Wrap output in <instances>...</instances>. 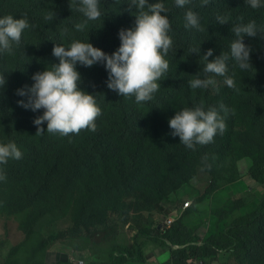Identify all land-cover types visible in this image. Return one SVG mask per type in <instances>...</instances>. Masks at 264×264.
Masks as SVG:
<instances>
[{"label":"trees","instance_id":"1","mask_svg":"<svg viewBox=\"0 0 264 264\" xmlns=\"http://www.w3.org/2000/svg\"><path fill=\"white\" fill-rule=\"evenodd\" d=\"M155 2L158 0H149ZM160 2L169 9L165 14L173 45L165 57L169 70L158 81L161 86L153 99L137 104L134 96L122 97L107 87L109 73L103 63L92 67L78 63L80 88L95 96L102 114L95 132L82 130L78 135L61 136L48 133L47 122L34 124L44 110L34 112L20 106L18 102L27 103L28 96L19 95L18 90L30 88L35 73L59 63L52 54L56 44L68 47L72 40H79L113 54L121 44V29L135 26V10L128 11V0H100L101 17L79 32L75 24L85 17L71 10L70 0H0V17H23L30 24L20 45L13 46V54L0 55V74L6 79L0 88V143L15 142L23 153L21 159L0 165L7 177L0 181V216H21L19 230L26 236L25 242L38 234L41 220L62 207L68 192L75 194L71 228L57 236H43L25 262L16 259L22 247L19 244L7 257L0 255V264H76L68 260L50 263L38 255L57 242L76 245V250L83 252V241L90 242L99 230L120 223L138 227L140 233L135 243L115 248L124 255L116 257L115 253L103 264L143 262L144 246L138 242L143 237L170 247L171 264H208L224 252L237 264H264V197L254 210L235 219L246 201L228 200L225 207L217 208L218 223H226V229L216 231L204 245H199L203 240L200 227L194 230L184 222L191 208L167 231L155 221L165 213L163 203L191 185L202 169L211 175V184L194 204L240 181L243 160L251 163L250 177L264 186V0L257 9L246 0H210L208 5L190 0L182 8L175 6L174 0ZM188 10L198 15L203 31L185 27ZM49 12L56 16L46 20ZM217 16L227 17L228 23L221 25ZM252 21L258 34L244 37L252 49V67L243 70L234 60L228 61V75L234 73L235 88L217 76L218 92L191 89L188 81L194 75H205L201 57L209 49L213 50L209 61L222 52L229 53L236 39L232 27ZM64 29L69 35H61ZM193 47L200 52L190 53ZM201 101L205 110L223 102L234 112L226 117V130L212 143L188 149L180 137L171 135L169 121L177 111ZM39 127L44 129L41 134H37Z\"/></svg>","mask_w":264,"mask_h":264},{"label":"clouds","instance_id":"2","mask_svg":"<svg viewBox=\"0 0 264 264\" xmlns=\"http://www.w3.org/2000/svg\"><path fill=\"white\" fill-rule=\"evenodd\" d=\"M174 3L175 6L182 8L189 4L190 0H174ZM209 3L210 0H202L203 5ZM246 3L253 9L262 6V0H246ZM127 4L128 11L135 10V26L127 30L121 29L119 32L121 44L113 54L109 55L91 43L79 40H72L68 47L56 44L52 54L59 59V63L53 64L50 70L35 73L32 77L35 83L30 88L18 90L19 95L28 96L27 103L23 100L18 102L20 106L30 108L34 112L44 110L43 115L34 120L35 125L42 126L47 122V132L58 133L61 136L78 135L82 130L96 131V120L102 114V110L95 96L80 88L81 74L77 71L78 63L85 67L103 63L109 73L107 87L122 97L134 96L137 104L153 99L161 86L158 81H161L169 70V62L165 59L173 45L169 35L170 21L165 14L169 9L160 0L155 3H149V0H128ZM70 8L85 17L82 22L75 24V29L79 32H84L89 21H95L102 15L100 0H70ZM54 16H56L55 12H49L45 19L51 20ZM185 20L186 28L203 31L199 17L193 11L186 12ZM217 22L221 25L226 24L228 18L217 16ZM29 27L27 18H14L12 15L0 17V55L13 54V46L20 45L22 34ZM231 30L236 39L230 44V52H222L214 60L209 61V57L213 56V50L209 49L201 57L205 62L204 78H200L199 74L194 75L195 78L188 81L191 89L211 88L218 92V81L215 79L217 76L223 77V82L228 87L235 88L234 73L232 76L228 75L230 59L243 70L252 67L250 63L252 49L244 43V37L257 36L255 21L235 25ZM61 35H69L68 30H62ZM189 51L199 53L200 48L193 47ZM5 84V75L0 74V88ZM230 112L234 110L229 109L223 102L205 110L201 101L194 107H186L176 112L169 121V127L173 130L171 135L180 137L181 143L188 149L194 150L197 145H208L214 141L218 133L223 134L226 130L225 120ZM43 132V127H39L37 134ZM22 156L23 153L15 142L0 143V165L7 164L9 159L19 160ZM6 179L4 169L0 167V181ZM187 203L178 209L183 212ZM174 213L175 211L167 219ZM165 222L160 223L163 231L171 229L177 223L166 229ZM168 242L174 248H180ZM199 245H204V242L201 241ZM117 253L116 257L124 255ZM125 255L128 256L127 253ZM71 261L80 264L84 260L73 258Z\"/></svg>","mask_w":264,"mask_h":264},{"label":"rangeland","instance_id":"3","mask_svg":"<svg viewBox=\"0 0 264 264\" xmlns=\"http://www.w3.org/2000/svg\"><path fill=\"white\" fill-rule=\"evenodd\" d=\"M240 169L242 173V179L237 183L228 185L226 188L221 190L216 196L211 199L197 204L195 203L191 211L185 216L184 222L190 228L196 230L199 229V234L204 242L216 231H224L226 229V223L221 226L218 223V216L215 214L217 208L225 207L228 200H239L246 201L247 206L244 209L239 210L233 219L241 215L246 214L249 211L254 210L262 201L264 197V186L254 181L249 175V169L251 163L249 160H243L240 163ZM197 179V178H196ZM211 184V175L202 169V173L199 178L194 181L191 186H185L181 194H177V198L174 197L173 201L166 204L168 208L165 209L163 216H168L169 212L178 210L180 206L187 203L188 201L195 202L202 194H204ZM179 195V197H178ZM75 194L68 192L66 199L61 208L54 211L52 214L41 220L38 226V234L31 236L27 241L26 236L19 230V221L21 216L5 217L0 216V255L7 257L10 251L17 245H21L20 252L16 259L20 262H25L30 256L33 247L39 245L40 239L43 236H57L60 232L66 231L73 226L72 212ZM197 205V206H196ZM167 219V218H166ZM232 220V219H231ZM163 222V221H162ZM161 222V223H162ZM165 222V220H164ZM122 227H125L124 225ZM103 230V229H102ZM130 240L133 239L132 232ZM105 232L100 233L89 240L82 242V248L84 245L89 243L90 251L88 255L78 252L77 246H69L63 242L54 243L51 247L44 249L39 255L38 259L56 263L59 261H71L73 258L78 260H84L86 264H103L110 261V258L115 254V249L105 250L107 243H105ZM55 241V240H54ZM92 243L94 246H92ZM131 244V243H130ZM129 244V245H130ZM103 250V252L100 250ZM105 250V251H104ZM151 249H144L143 256L146 261L150 262L149 251ZM121 255V252L117 253ZM92 255V256H91ZM131 264H146L145 262L133 261ZM208 264H237L231 255L224 252L220 258L209 259Z\"/></svg>","mask_w":264,"mask_h":264},{"label":"crops","instance_id":"4","mask_svg":"<svg viewBox=\"0 0 264 264\" xmlns=\"http://www.w3.org/2000/svg\"><path fill=\"white\" fill-rule=\"evenodd\" d=\"M197 179H195V180H197ZM194 181L192 182V184L194 183ZM191 185H188V186H191ZM182 190L177 194L180 195ZM177 194H174L170 201L164 202L163 207L168 208V206H166V204L173 201L174 197L177 198ZM179 195H178V197H179ZM171 214H172V212H168V216ZM168 216L161 215L159 217H156L155 221L160 224ZM148 223H150V222L148 221ZM123 225L125 227H122ZM130 229H133V232H132L133 239H131V240H130L131 234L129 233L131 231ZM104 231H106L104 237L107 238V239H105L106 240L105 243H107V245H109L108 247L105 248V250H107V249H113L114 250L119 245H122V246L128 245L129 246L130 243L133 244L136 242V236L140 233V230L138 229V227L132 228L129 225H125L124 223H120V224H117L115 226H108L107 228H104L103 230H99L96 233L97 236ZM138 242L143 244L144 249H151L149 251V254H152L151 256H149V259H151V261L148 262L144 259L143 262H145L146 264H171L170 262L172 260V257H171L172 252H171L170 247H162V246L156 244L154 241H151L148 237H143ZM89 243H91V241ZM92 246H94L93 243H92ZM100 250L103 252V250L101 248H100ZM89 251H90V247H88L87 245H84V251L82 253L88 255ZM117 252H120V251H117Z\"/></svg>","mask_w":264,"mask_h":264},{"label":"built area","instance_id":"5","mask_svg":"<svg viewBox=\"0 0 264 264\" xmlns=\"http://www.w3.org/2000/svg\"><path fill=\"white\" fill-rule=\"evenodd\" d=\"M193 205V202L189 201L183 208V212L181 210H176L173 216L167 219V221L164 224V227L166 229L171 228L183 215V213L188 210ZM80 264H86L85 261H81Z\"/></svg>","mask_w":264,"mask_h":264}]
</instances>
